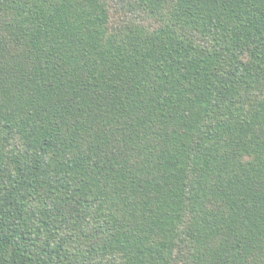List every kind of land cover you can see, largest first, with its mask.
<instances>
[{
    "label": "trees",
    "instance_id": "obj_1",
    "mask_svg": "<svg viewBox=\"0 0 264 264\" xmlns=\"http://www.w3.org/2000/svg\"><path fill=\"white\" fill-rule=\"evenodd\" d=\"M0 264H264V0H0Z\"/></svg>",
    "mask_w": 264,
    "mask_h": 264
}]
</instances>
